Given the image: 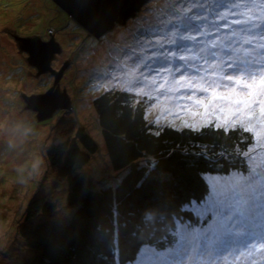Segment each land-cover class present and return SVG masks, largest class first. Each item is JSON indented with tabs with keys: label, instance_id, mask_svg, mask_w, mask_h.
<instances>
[{
	"label": "rangeland",
	"instance_id": "obj_1",
	"mask_svg": "<svg viewBox=\"0 0 264 264\" xmlns=\"http://www.w3.org/2000/svg\"><path fill=\"white\" fill-rule=\"evenodd\" d=\"M253 2L245 13L264 23L258 20L264 16V4ZM196 4L146 0L95 36L57 0H0L15 16L13 20L0 15V264H24L33 258L21 232L27 231L25 222L33 221L25 217L33 197L57 186L56 169L45 154L54 128L85 125L100 146L89 167L95 174L113 173L103 167L109 156L92 103L110 89L146 97V118L159 127L240 126L251 131L255 141L246 152L250 164L246 173L207 176V196L186 206L199 220L180 222L169 246L145 245L128 264H264V96L257 94L246 108L243 101L236 102L243 96H231L230 89L249 90L226 78L237 73L229 66L233 57L246 68L241 72L264 71L259 68L264 59L257 61L264 52L260 47L264 39H253L249 56L243 49L236 54L226 39L233 30L239 32L240 25L201 26L194 13ZM11 23L19 25V32ZM10 28L32 41L39 36L61 44L50 67L61 73L59 86L72 108L56 109L48 118V113L27 108L26 98L56 90V76L28 63L30 55L20 51L16 38L7 33ZM85 58L90 62L83 63ZM249 61L257 62L256 67ZM202 100L206 105L199 103ZM69 210L63 208L55 218L66 221Z\"/></svg>",
	"mask_w": 264,
	"mask_h": 264
},
{
	"label": "trees",
	"instance_id": "obj_2",
	"mask_svg": "<svg viewBox=\"0 0 264 264\" xmlns=\"http://www.w3.org/2000/svg\"><path fill=\"white\" fill-rule=\"evenodd\" d=\"M193 2L201 26L225 22L220 17L228 20L234 7L245 13L254 4ZM0 10L14 20L5 5ZM11 25L19 32V25ZM13 29L7 33H16ZM92 103L109 156L103 167L118 177L89 167L100 146L85 125L54 128L45 154L56 169L57 186L29 203L25 217L34 222H25L27 231L21 234L33 258L24 264H128L145 245L164 249L180 222L199 220L186 206L207 196L208 175L249 169L246 152L255 141L243 127H159L146 118V97L128 90L110 89ZM65 207L67 220L55 218Z\"/></svg>",
	"mask_w": 264,
	"mask_h": 264
},
{
	"label": "water",
	"instance_id": "obj_3",
	"mask_svg": "<svg viewBox=\"0 0 264 264\" xmlns=\"http://www.w3.org/2000/svg\"><path fill=\"white\" fill-rule=\"evenodd\" d=\"M69 1L70 2H66V0H57V2L60 3L75 20L82 24L86 30L92 32L95 36H100L118 16L132 13L146 0ZM10 34L16 38L20 51H25L30 55V57L27 58L30 65H34L39 72H49L56 76V90L54 91L51 89L46 94H38L32 98H26V101L29 103L28 108L38 110L41 115L48 113V115H45L47 118L53 115L56 109L72 108L70 99L65 91H61L59 86L61 73L56 72L50 67V62L54 58V54L61 51V44L53 40L39 38V36L32 41V38L29 36H19V34L15 32H10Z\"/></svg>",
	"mask_w": 264,
	"mask_h": 264
},
{
	"label": "snow or ice",
	"instance_id": "obj_4",
	"mask_svg": "<svg viewBox=\"0 0 264 264\" xmlns=\"http://www.w3.org/2000/svg\"><path fill=\"white\" fill-rule=\"evenodd\" d=\"M261 4H264V0H261ZM236 7L232 9V15L234 18L231 20L230 24L243 25L244 27L240 28L239 32L233 30L231 34L227 36L226 44L229 47L236 48V54L243 49L244 55L249 56V49L252 47L253 39L257 36L264 39V23L257 22L246 13L237 12ZM220 18L225 21L224 26L228 27L229 21L227 20V16H221ZM258 20L264 21V16L258 17ZM217 31H219V28H217ZM240 33H246L247 38L241 36ZM217 39H219V35H217ZM244 46H247V48H244ZM260 47L264 48V44H261ZM261 54L264 55V52ZM249 64L252 67H256V65L251 64V61H249ZM229 66L233 69H237V73L228 75L226 78L233 81L235 85L243 86V88L249 90L247 93H241L236 87L230 89L231 96H243V99L236 100L237 103L243 101L247 108L251 101L256 98L257 94L264 96V71L258 73L241 72L240 66L235 62L234 57L229 61ZM259 68L264 70V64L259 65ZM199 103L206 105V102L203 100L199 101ZM224 123L227 124L228 121L225 120ZM155 166L156 165L153 164L152 168L154 169Z\"/></svg>",
	"mask_w": 264,
	"mask_h": 264
},
{
	"label": "bare ground",
	"instance_id": "obj_5",
	"mask_svg": "<svg viewBox=\"0 0 264 264\" xmlns=\"http://www.w3.org/2000/svg\"><path fill=\"white\" fill-rule=\"evenodd\" d=\"M250 4V3H249ZM118 17H120V16H118ZM115 22L113 21L111 24H110V26H109V28L108 29H111L112 28V26H113V24H114ZM200 52V51H199ZM203 54V53H202ZM262 59H264V55H261V59L259 58V60H257V61H262ZM87 61H89L90 62V60L88 59V58H85L84 60H83V63H85V62H87ZM251 64H257V62H254V63H251ZM249 66H247V68H248ZM246 68H240V70H245ZM249 69V68H248ZM247 69V70H248ZM28 108V107H27ZM30 110L31 111H33L34 113L36 112V110L35 109H32V108H30ZM51 116H53V115H51ZM50 116V117H51ZM36 117H38L37 116V113H36Z\"/></svg>",
	"mask_w": 264,
	"mask_h": 264
},
{
	"label": "clouds",
	"instance_id": "obj_6",
	"mask_svg": "<svg viewBox=\"0 0 264 264\" xmlns=\"http://www.w3.org/2000/svg\"><path fill=\"white\" fill-rule=\"evenodd\" d=\"M41 36V35H40ZM45 40H47V39H45ZM34 167H36V165H34Z\"/></svg>",
	"mask_w": 264,
	"mask_h": 264
}]
</instances>
